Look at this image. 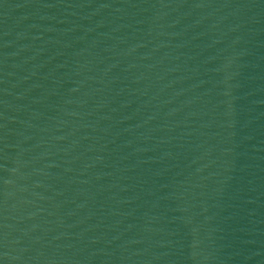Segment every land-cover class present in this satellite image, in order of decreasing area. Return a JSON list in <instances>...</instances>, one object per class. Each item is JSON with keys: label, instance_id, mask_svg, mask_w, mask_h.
Wrapping results in <instances>:
<instances>
[{"label": "water", "instance_id": "95a60500", "mask_svg": "<svg viewBox=\"0 0 264 264\" xmlns=\"http://www.w3.org/2000/svg\"><path fill=\"white\" fill-rule=\"evenodd\" d=\"M0 264H264V0H0Z\"/></svg>", "mask_w": 264, "mask_h": 264}]
</instances>
